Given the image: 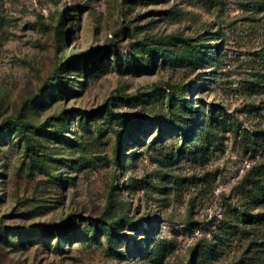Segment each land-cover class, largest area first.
<instances>
[{"label":"rangeland","instance_id":"374dc122","mask_svg":"<svg viewBox=\"0 0 264 264\" xmlns=\"http://www.w3.org/2000/svg\"><path fill=\"white\" fill-rule=\"evenodd\" d=\"M0 124V264H264V0H0Z\"/></svg>","mask_w":264,"mask_h":264},{"label":"trees","instance_id":"16d2710c","mask_svg":"<svg viewBox=\"0 0 264 264\" xmlns=\"http://www.w3.org/2000/svg\"><path fill=\"white\" fill-rule=\"evenodd\" d=\"M182 42L187 45L191 59L195 58V60L201 61L203 44L192 43L189 39H183ZM160 57L163 62H165L167 59V57L163 54ZM81 66L79 67L80 71L81 69L84 71L86 64L83 63ZM182 90V86H177L173 89L172 93L167 96L166 105L169 111L167 117L168 122L162 123V121L156 120L158 121V124H156L157 128L154 135V141L162 142L166 140L167 135H175L178 137L177 139H179V142L176 143L178 151H182L183 149L188 150L189 148L193 147L187 145V141H190L192 134L197 132V130L202 127L201 123L206 119V117L211 119V117L214 115L215 108V106L209 102L207 103V107L205 109L198 111L191 100H187L184 96H182ZM71 92H73V90H71ZM200 116H202L201 120L198 119ZM18 124L21 126L30 125L27 122L21 120H18ZM162 124H164L165 127ZM3 126V124H0V127ZM244 215H247V219L249 221L255 219L261 220L264 218V214H261L260 212L256 214L246 212ZM2 229L5 230L7 227H3ZM29 231L32 230H23L22 234L28 233L27 235H32ZM40 237L41 235H39V238Z\"/></svg>","mask_w":264,"mask_h":264}]
</instances>
